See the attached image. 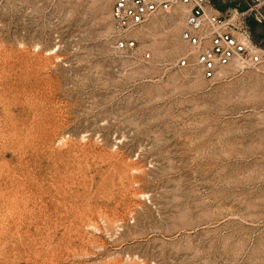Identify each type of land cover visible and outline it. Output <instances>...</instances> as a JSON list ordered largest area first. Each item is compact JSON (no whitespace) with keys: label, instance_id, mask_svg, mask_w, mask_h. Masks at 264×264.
<instances>
[{"label":"rangeland","instance_id":"1","mask_svg":"<svg viewBox=\"0 0 264 264\" xmlns=\"http://www.w3.org/2000/svg\"><path fill=\"white\" fill-rule=\"evenodd\" d=\"M112 7L0 0V264H264V66L205 80L185 6Z\"/></svg>","mask_w":264,"mask_h":264},{"label":"built area","instance_id":"2","mask_svg":"<svg viewBox=\"0 0 264 264\" xmlns=\"http://www.w3.org/2000/svg\"><path fill=\"white\" fill-rule=\"evenodd\" d=\"M264 0H248L245 8L217 11L212 0H113L112 20L127 34L171 8H186L181 40L187 53L177 65L196 69L205 80H213L226 68L254 69L264 66V37L254 38L252 22L264 26L260 11ZM117 49L135 46L132 39L120 40Z\"/></svg>","mask_w":264,"mask_h":264},{"label":"bare ground","instance_id":"3","mask_svg":"<svg viewBox=\"0 0 264 264\" xmlns=\"http://www.w3.org/2000/svg\"><path fill=\"white\" fill-rule=\"evenodd\" d=\"M253 154H254V153H253ZM259 155H260V154H259ZM259 155H258V156H259ZM249 156H250V155H249ZM247 158H248V157H247ZM248 159H249V158H248ZM250 160H251V158H250ZM252 160H253V159H252ZM199 161H200V160H199ZM236 161H237V160H236ZM238 161H239V160H238ZM248 161H249V160H248ZM195 162H196V161H195ZM241 163H242V162H241ZM247 163H248V162H247ZM208 170H210V169H208ZM261 179H262V178H261ZM262 180H263V179H262ZM253 181H254V180H253ZM255 182H256V181H255ZM257 182H258V181H257ZM259 183H260V182H259ZM259 183H258V184H259ZM261 183H262V182H261ZM261 183H260L259 185H261ZM263 185H264V184H263ZM257 188H258V187H257ZM259 188H260V187H259ZM259 188H258V189H259ZM188 198H190V197H188ZM194 198H195V196H194ZM197 200H198V199H197ZM197 200H196V201H197ZM212 200H213V199H212ZM196 201H195V202H196ZM204 201H205V200H204ZM208 201H209V200H208ZM209 202H210V201H209ZM198 203H200V201H199ZM202 203H203V202H202ZM210 204H211V203H210ZM196 207H197V206H196ZM198 207H199V206H198ZM200 207H202V206H200ZM176 208H177V207H176ZM211 208H212V207H211ZM218 208H221V207H218ZM182 209H183V208H182ZM200 209H201V208H200ZM177 210H178V209H177ZM189 210H192V208H191V209L189 208ZM203 210H204V209H203ZM203 210H202V211H203ZM206 210H207V208H206ZM206 210H205V211H206ZM198 211H199V210H198ZM180 212H182V211H180ZM183 212H184V210H183ZM194 212H195V211H194ZM220 212H221V211H220ZM189 213H190V212H189ZM189 213H188V214H189ZM198 213H199V212H198ZM201 213H202V212H201ZM223 213H224V212H223ZM226 213H230V212H226ZM231 213H232V212H231ZM185 214H186V213H185ZM190 214H191V213H190ZM232 214H233V216L231 215V217L234 218V213H232ZM177 215H178V214H176V217H177ZM183 215H184V214H183ZM183 215H181V216H183ZM229 215H230V214H229ZM229 215H228V216L225 215V216H227V217L229 218ZM169 216H170V215H169ZM179 216H180V215H179ZM184 216H185V215H184ZM190 216H191V215H190ZM223 216H224V214H223ZM167 217H168V216H167ZM172 217H173V216H172ZM172 217H171L170 220H172ZM186 217H187V215H186ZM227 217H226V218H227ZM231 217H230V218H231ZM182 218H184V217H182ZM182 218H181V219H182ZM186 219H187V218H185V220H183V221H187ZM231 219H232V218H231ZM175 221H177V220H175ZM181 221H182V220H181ZM167 222H168V221H167ZM169 222H170V221H169ZM221 222H222V221H221ZM165 223H166V222H165ZM211 223H212V222H211ZM172 224H173V223H172ZM154 225H155V224H154ZM157 225H158V224H157ZM160 225H161V224H160ZM168 225H170V224H168ZM178 225H179V224H178ZM185 225H187V224H185ZM207 225H208V224H207ZM219 225H220V224H219ZM158 226H159V225H158ZM158 226H157V227H158ZM175 226H176V225H175ZM179 226H180V225H179ZM159 227H160V226H159ZM161 227H162V226H161ZM161 227H160V229H161ZM218 227H219V226H218ZM154 228H155V227H154ZM201 228H202V227H201ZM209 228H211V227H209ZM183 229H185V228H183ZM188 229H189V227H188ZM196 229H197V227H196ZM179 230H180V228H179ZM191 230H192V229H191ZM199 230H200V228H199ZM161 231H163V230H161ZM166 231H167V230H166ZM185 231H186V230H185ZM204 231H206V230L204 229ZM207 231H208V230H207ZM151 232H152V231H151ZM173 232H174V231H167V233L170 234V235H171V233H173ZM183 232H184V231H183ZM183 232H182V234H183ZM188 232H189V231H188ZM197 232H198V231H197ZM200 232L202 233L203 230L200 231ZM154 233H157V232H154ZM165 233H166V232H165ZM165 233H164V234H165ZM204 233L206 234V232H204ZM140 234H141V232H140ZM174 234H175V233H174ZM180 234H181V233H180ZM153 235H154V234H153ZM153 235H152V236H153ZM178 235H179V234H178ZM199 235H200V234H199ZM11 236H12V235H11ZM152 236H151V237H152ZM171 236H172V235H171ZM173 236H176V235H173ZM182 236H183V235H182ZM193 236H194V235H193ZM169 237H170V236H169ZM171 239H172V238H171ZM175 239H176V238H175ZM152 240H153V239H152ZM164 240H165V239H164ZM166 240H167V239H166ZM179 240H180V239H179ZM161 241H162V239H161ZM167 241H168V240H167ZM168 242H169V241H168ZM17 243H18V242H17ZM156 243H157V242H156ZM163 243H164V242H163ZM163 243H162V244H163ZM164 244H165V243H164ZM8 247H9V246H8Z\"/></svg>","mask_w":264,"mask_h":264},{"label":"crops","instance_id":"4","mask_svg":"<svg viewBox=\"0 0 264 264\" xmlns=\"http://www.w3.org/2000/svg\"><path fill=\"white\" fill-rule=\"evenodd\" d=\"M212 3H213V5L215 6V8H216L217 11L224 10V8H223V9H219V8H217L216 5L214 4L213 0H212ZM231 7H234V6H231ZM239 7H240V6H239ZM227 8H228V7H227ZM240 8H241V7H240Z\"/></svg>","mask_w":264,"mask_h":264}]
</instances>
